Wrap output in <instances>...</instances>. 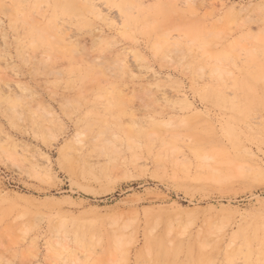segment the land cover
Returning a JSON list of instances; mask_svg holds the SVG:
<instances>
[{
    "label": "rangeland",
    "instance_id": "obj_1",
    "mask_svg": "<svg viewBox=\"0 0 264 264\" xmlns=\"http://www.w3.org/2000/svg\"><path fill=\"white\" fill-rule=\"evenodd\" d=\"M263 77L264 0H0V264H264Z\"/></svg>",
    "mask_w": 264,
    "mask_h": 264
},
{
    "label": "bare ground",
    "instance_id": "obj_2",
    "mask_svg": "<svg viewBox=\"0 0 264 264\" xmlns=\"http://www.w3.org/2000/svg\"><path fill=\"white\" fill-rule=\"evenodd\" d=\"M74 9H75V8H74ZM41 35H42V34H41ZM252 38L254 39L255 37H252ZM160 42H161V41H160ZM199 44H201V42H200ZM237 47H238V46H237ZM239 49H240V48H239ZM235 50H237V49L234 48V51H235ZM232 51H233V50H232ZM238 51H239V50H238ZM209 52H210V51H209ZM224 52L226 53V51H224ZM224 52H223V53H224ZM227 52L230 53V51H228V50H227ZM226 57L228 58V56H226ZM215 67H216V66H215ZM263 78H264V77H263ZM93 80H94V79H93ZM160 127H161V126H160ZM156 128H158V127H156ZM106 130H107V129H106ZM150 130H151V129H150ZM151 132H152V131H150V133H151ZM98 134H99V133H98ZM101 134H102V133H101ZM105 134H106V133H105ZM170 146H171V145H170ZM174 147H175V146H174ZM80 149H81V148H80ZM172 150H173V149H172ZM198 151H199V150H198ZM69 155H70V154H69ZM207 232H208V231H207ZM171 240H172V239H171ZM172 241H173V240H172ZM173 242H174V241H173ZM90 243H91V242H90ZM118 244H119V242H118Z\"/></svg>",
    "mask_w": 264,
    "mask_h": 264
}]
</instances>
